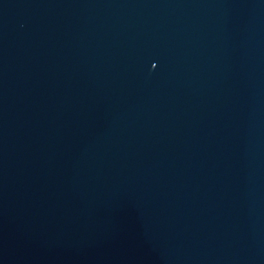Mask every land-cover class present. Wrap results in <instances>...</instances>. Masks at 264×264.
I'll list each match as a JSON object with an SVG mask.
<instances>
[{"label": "water", "instance_id": "95a60500", "mask_svg": "<svg viewBox=\"0 0 264 264\" xmlns=\"http://www.w3.org/2000/svg\"><path fill=\"white\" fill-rule=\"evenodd\" d=\"M0 264H264V0H0Z\"/></svg>", "mask_w": 264, "mask_h": 264}]
</instances>
